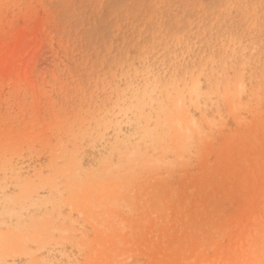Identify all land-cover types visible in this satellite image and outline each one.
Returning a JSON list of instances; mask_svg holds the SVG:
<instances>
[{
    "label": "rangeland",
    "instance_id": "374dc122",
    "mask_svg": "<svg viewBox=\"0 0 264 264\" xmlns=\"http://www.w3.org/2000/svg\"><path fill=\"white\" fill-rule=\"evenodd\" d=\"M0 264H264V0H0Z\"/></svg>",
    "mask_w": 264,
    "mask_h": 264
}]
</instances>
